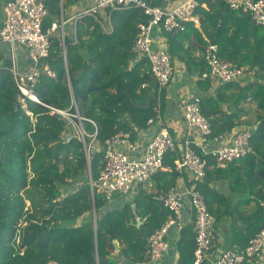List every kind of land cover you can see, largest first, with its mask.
<instances>
[{"label":"trees","instance_id":"obj_1","mask_svg":"<svg viewBox=\"0 0 264 264\" xmlns=\"http://www.w3.org/2000/svg\"><path fill=\"white\" fill-rule=\"evenodd\" d=\"M79 1L47 0L44 32L60 17L61 7ZM163 2L155 0L158 5ZM198 2L200 27L188 23L184 31H163L162 36L173 69L182 64L204 94L200 110L211 127L203 136L206 142L220 140L236 128L254 129L262 121L254 129L250 153L224 168L194 146L208 161L204 180L194 182L216 218V229L228 222L234 245L245 250L264 228V28L250 15L232 10L226 0ZM149 21L140 9L108 10L104 17L81 16L64 41L59 34L50 39V55L41 61L34 91L46 105L79 113L97 124L90 164L84 143L67 119L56 118L47 107L20 96L9 71L7 47L0 51V264L151 262L149 238L172 217L154 197L178 184L182 175L175 162L181 152L167 153L165 170L150 180L156 193L141 191L121 207H112L90 184L104 167L106 140L125 132L134 143L140 132L162 120L167 89L159 91L148 59L135 49L138 25ZM210 43L219 46L222 61L247 69L243 83L203 78L210 71L203 56ZM84 127L95 132L90 122ZM138 218L145 220L140 227ZM170 237L169 251L175 249L177 264H194L193 217L174 240ZM116 245L119 259L112 258Z\"/></svg>","mask_w":264,"mask_h":264},{"label":"built area","instance_id":"obj_2","mask_svg":"<svg viewBox=\"0 0 264 264\" xmlns=\"http://www.w3.org/2000/svg\"><path fill=\"white\" fill-rule=\"evenodd\" d=\"M47 0H7L3 8V20L0 26V42L7 47L8 59L11 62L10 72L13 75L19 94L24 99L40 104L51 110L53 115L60 114L70 122L73 131L84 143L85 153L90 158L92 149L97 144L98 126L79 113L62 111L40 101L35 94V86L40 75V64L50 55L51 37L59 34L64 41L66 22L55 21L44 32L43 25L48 17ZM232 10L250 15L252 21L264 28V0H226ZM198 0H164L158 5L155 0H94L93 5L80 16L90 15L97 18L106 11H124L140 9L150 17L147 24L138 25V37L135 49L141 57H146L151 65L153 77L158 83L159 91L168 89L174 74L171 58L168 53L163 31L185 30L188 23L200 27V18L196 15ZM158 31L159 36L154 35ZM161 35V36H160ZM161 37V38H160ZM64 54H66L64 47ZM209 67V73L203 78H211L219 83L244 82L248 73L245 67H239L231 61H222L219 46L208 44L203 54ZM23 99V102H24ZM201 98H194L184 110V119L190 129L201 135L211 132L209 120L201 113ZM28 115L32 116L30 112ZM84 122H90L94 133L88 132ZM160 122L158 132L148 143L141 157L133 154L134 144L131 134L119 132L105 141L103 146L104 167L96 181L91 179L92 191L98 190L112 205L117 196H125L135 186L149 182L160 171L165 170L164 160L167 153L180 151L168 126ZM153 120L149 122L152 124ZM254 129L237 128L230 142L204 152L210 154L218 167L246 157ZM208 161L198 154L193 142L187 138L181 148V158L175 162L176 170L183 176L187 173L192 182L203 181L206 176ZM194 182V184H195ZM192 186L176 185L166 194L158 195L156 200L167 208L172 217L157 230L148 241L149 257L152 263H158L169 251L168 236H177L186 223L183 218L185 204L189 202L195 221L196 248L194 264H254L264 250V228L250 241L245 250L230 248L221 251L212 260L209 254L216 242V218L207 207L205 196ZM20 243V238L17 239ZM209 262V263H208Z\"/></svg>","mask_w":264,"mask_h":264},{"label":"crops","instance_id":"obj_3","mask_svg":"<svg viewBox=\"0 0 264 264\" xmlns=\"http://www.w3.org/2000/svg\"><path fill=\"white\" fill-rule=\"evenodd\" d=\"M6 1L7 0H0V26L3 20V8ZM93 3L94 0H80L78 3L70 6L67 9L61 7V15L59 18L56 19V21H61L62 19L61 16L63 17L64 21L66 22V24L64 25V34L70 33V36H72L73 32H71L70 30L76 28V23L77 20L81 18L80 16L81 13H83L84 10L90 8L93 5ZM104 15L105 14L102 13L103 17ZM105 19H106L105 25L106 27H109L110 21L108 18ZM58 33L60 35L61 31H59ZM154 35L155 37L159 36L157 30L154 32ZM0 51H5V45H3L1 42H0ZM201 95L204 94H202L198 88L197 79L195 77L189 76L188 73L186 72V68L182 64L177 63V65L174 67L172 82L167 89V93H166L167 103L161 122L169 127L170 133L173 136L176 144L178 145L180 152L183 142L187 138H189L193 142L196 148L201 149L203 152H207L208 150L217 148L221 145L228 144L233 136V133H231L229 135L222 137L220 140H216L213 142L212 141L206 142L207 140L205 141L203 135H201L197 130L190 129L188 127L184 119L185 107L189 102H192L194 98L196 97L201 98L200 97ZM255 112H256V107L252 105L251 113L253 114ZM159 126H160V122L156 124H152L148 129L139 133L136 142L133 143L134 144L133 154L135 155V157L143 156L148 143L158 132ZM192 184L194 183L192 182L191 177L187 173H185L178 181L177 185L192 186ZM155 185H156L155 183L149 181L145 184L135 186L132 192L129 193L128 195L117 196L111 206L115 208L121 207L126 202L133 200V198L138 194H140L141 191L148 194L156 193L157 191ZM134 211L136 212V209ZM192 217L193 214L190 208V204L189 202H187L185 204V208L183 212L184 221L188 223L190 222ZM138 221H140L141 224H138ZM144 221L145 220L142 221V219L138 218L137 219L138 227L142 226ZM228 226L229 223L226 222V224L221 225V227L217 229L216 242L213 246L212 252L209 254L211 260L223 250H227L230 248H234V249L239 248L238 246L234 245V234L232 229ZM170 236H171L170 239L174 240L173 234ZM172 245L173 244H171V246ZM116 248H117L116 253L112 255L113 259H119L118 245H116ZM177 260H178L177 253L175 252V249L172 247L169 253H167L158 263L149 262L148 264H177ZM121 264H129V263L126 261H122ZM254 264H264V250L262 256L257 261H255Z\"/></svg>","mask_w":264,"mask_h":264},{"label":"water","instance_id":"obj_4","mask_svg":"<svg viewBox=\"0 0 264 264\" xmlns=\"http://www.w3.org/2000/svg\"><path fill=\"white\" fill-rule=\"evenodd\" d=\"M46 71H48V68H46ZM192 102H194V100H193ZM54 116H55L56 118H62V116H61L60 114H55ZM261 123H262V121L258 122V123L255 125L254 129H255V130H258V128L260 127ZM86 158H87V160L89 161V164H90V158L88 157L87 153H86ZM89 175H90V177H91V167H89ZM91 179H92V178H91ZM135 209H136V207L134 206V210H135ZM138 224H141V222L138 221ZM105 263H107V260L105 261Z\"/></svg>","mask_w":264,"mask_h":264},{"label":"rangeland","instance_id":"obj_5","mask_svg":"<svg viewBox=\"0 0 264 264\" xmlns=\"http://www.w3.org/2000/svg\"><path fill=\"white\" fill-rule=\"evenodd\" d=\"M84 11H86V10H84ZM251 120H252V122L255 120V115H254V113L252 114L251 113ZM72 130H73V128H72ZM102 195V194H101ZM103 196V195H102Z\"/></svg>","mask_w":264,"mask_h":264}]
</instances>
